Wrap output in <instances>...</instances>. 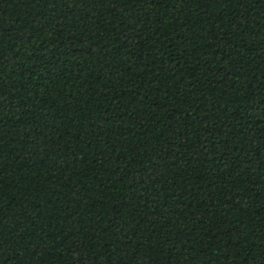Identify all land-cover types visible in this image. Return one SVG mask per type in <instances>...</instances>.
I'll list each match as a JSON object with an SVG mask.
<instances>
[{
  "label": "trees",
  "instance_id": "16d2710c",
  "mask_svg": "<svg viewBox=\"0 0 264 264\" xmlns=\"http://www.w3.org/2000/svg\"><path fill=\"white\" fill-rule=\"evenodd\" d=\"M0 264H264V0H0Z\"/></svg>",
  "mask_w": 264,
  "mask_h": 264
}]
</instances>
